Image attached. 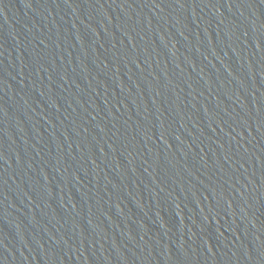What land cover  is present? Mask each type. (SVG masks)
Instances as JSON below:
<instances>
[{
  "label": "water",
  "instance_id": "obj_1",
  "mask_svg": "<svg viewBox=\"0 0 264 264\" xmlns=\"http://www.w3.org/2000/svg\"><path fill=\"white\" fill-rule=\"evenodd\" d=\"M0 264H264V0H0Z\"/></svg>",
  "mask_w": 264,
  "mask_h": 264
}]
</instances>
